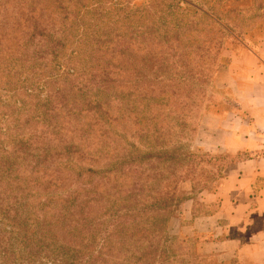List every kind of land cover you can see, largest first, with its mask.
<instances>
[{"label":"trees","instance_id":"trees-1","mask_svg":"<svg viewBox=\"0 0 264 264\" xmlns=\"http://www.w3.org/2000/svg\"><path fill=\"white\" fill-rule=\"evenodd\" d=\"M108 3L0 0V264H185L168 225L201 158L208 52Z\"/></svg>","mask_w":264,"mask_h":264},{"label":"crops","instance_id":"crops-1","mask_svg":"<svg viewBox=\"0 0 264 264\" xmlns=\"http://www.w3.org/2000/svg\"><path fill=\"white\" fill-rule=\"evenodd\" d=\"M228 53L212 86L227 92L232 103L203 115L195 142L210 153L247 155L214 188H188L190 196L168 231L195 243L215 264H264V40L257 52L244 44Z\"/></svg>","mask_w":264,"mask_h":264},{"label":"rangeland","instance_id":"rangeland-1","mask_svg":"<svg viewBox=\"0 0 264 264\" xmlns=\"http://www.w3.org/2000/svg\"><path fill=\"white\" fill-rule=\"evenodd\" d=\"M187 1L194 2V4L201 2L206 7L213 8L215 14L209 13V15L214 20H211L208 16L198 14L196 10L188 7H185V10L177 8V4L185 6L178 0H118L115 5L108 3V8H110L111 13H118L121 17L130 14L136 23L139 20L140 22L144 21L145 18L149 23L152 19L159 20L160 16H165L167 25L175 22H181L183 25L188 24L186 28L189 27L192 32L186 37L187 43L194 46L195 52L196 50L208 52L204 64H202V60L199 64L206 68V73L210 76V79L214 78L216 70L221 65L228 62L229 51L238 50L246 44L257 52L260 43L264 40V0ZM172 3L175 8L172 14H169L168 7ZM146 24L147 22L142 24L140 28H143ZM199 64L193 60L194 67ZM203 89L202 95L198 93V90L196 92L190 91L191 94L189 95L192 100L201 98L204 104L194 113L198 128L205 113L209 111L223 112L232 103V99L227 92L215 90L210 82L205 84ZM196 135L193 137L192 149L201 158L187 164L189 172H192L191 177L182 184L183 194L187 196H190L188 188H191V186L192 191L196 193L217 186L226 175V165L228 160L231 159L228 156L232 155L236 158L245 155V153L207 152L196 144ZM172 244V252L178 256L179 260H184L185 264H215L199 254L195 243L181 237H175ZM226 264L242 263L238 259H234Z\"/></svg>","mask_w":264,"mask_h":264}]
</instances>
